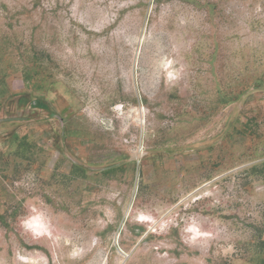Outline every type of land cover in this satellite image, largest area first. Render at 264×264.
Wrapping results in <instances>:
<instances>
[{"label": "rangeland", "instance_id": "374dc122", "mask_svg": "<svg viewBox=\"0 0 264 264\" xmlns=\"http://www.w3.org/2000/svg\"><path fill=\"white\" fill-rule=\"evenodd\" d=\"M0 264H264V0H0Z\"/></svg>", "mask_w": 264, "mask_h": 264}]
</instances>
